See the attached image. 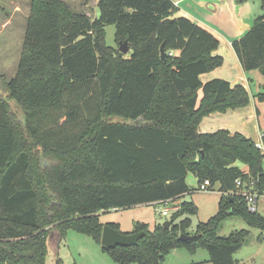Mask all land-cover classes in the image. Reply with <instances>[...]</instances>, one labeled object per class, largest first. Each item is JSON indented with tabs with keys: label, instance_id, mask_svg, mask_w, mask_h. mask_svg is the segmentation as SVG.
<instances>
[{
	"label": "trees",
	"instance_id": "1",
	"mask_svg": "<svg viewBox=\"0 0 264 264\" xmlns=\"http://www.w3.org/2000/svg\"><path fill=\"white\" fill-rule=\"evenodd\" d=\"M73 1L31 0L17 71L2 80L0 264H45L51 240L58 249L69 230L100 244V213L167 201L169 229L136 222L131 233H145L136 245L102 252L117 264H163L173 250L202 249L210 264H239L234 254L249 232L218 230L237 216L264 231V217L235 194L240 181L264 195V157L238 132L198 130L204 117L249 102L242 85L201 81L223 64L214 54L218 39L175 17L172 0H97L94 18L75 11ZM258 1L263 13L231 47L243 71L264 77ZM111 25L117 49L104 41ZM123 42L127 55L118 50ZM255 98L264 102V84ZM260 139L264 147V132ZM189 173L220 193L217 213L192 231L198 209L178 201L191 193ZM105 225L123 233L118 223ZM182 234L194 238L179 240Z\"/></svg>",
	"mask_w": 264,
	"mask_h": 264
},
{
	"label": "rangeland",
	"instance_id": "2",
	"mask_svg": "<svg viewBox=\"0 0 264 264\" xmlns=\"http://www.w3.org/2000/svg\"><path fill=\"white\" fill-rule=\"evenodd\" d=\"M30 3L31 0H0V95L4 97L6 94L1 87L2 80L9 81L17 71L26 20L30 12ZM96 4L97 0H76L70 2L71 7L75 11L85 13L91 18L98 15ZM104 31L105 44L117 49L114 26H106ZM250 80L252 81L250 88L242 85L248 93L249 102L244 107H241L242 111L228 113L217 121L214 129L216 131L228 130L231 133L238 132L254 143H257L261 141V133L264 132V102L258 101L255 96L261 91L264 77L257 72L250 77ZM253 98L256 105L252 103ZM248 108L251 109L253 117L249 118V114L245 112ZM17 114L19 113L17 112ZM121 120L116 117L107 119V121ZM236 165L242 170L246 169L240 163H236ZM186 184L191 193L185 196L184 200L192 201L198 209L197 214L190 218L192 222L190 231H192L199 222H205L217 213V203L220 193L218 192L217 185L212 190L199 191L197 180L190 173L186 177ZM179 202L177 201L176 204ZM164 208L165 206L160 203L156 205L136 206L125 210L109 211L100 213L99 221L103 225L109 222L120 221L122 229H125L123 231L132 230L135 223L140 221L148 224L151 228L154 224H162L169 219L171 211L167 216L160 214ZM256 212L264 217V195L258 198ZM235 230H246L249 232V235L243 247L234 254V259L238 260L239 264H264V231L249 227L237 216H230L221 224L218 235L227 236ZM55 244L56 237L50 242L45 264H117L107 254L103 253L100 244L88 235L69 230L58 249H56ZM197 252L196 256H208L205 250L200 249ZM173 254L167 256L165 264L180 263L186 261V258H192L185 250H177ZM173 258L174 260L171 262Z\"/></svg>",
	"mask_w": 264,
	"mask_h": 264
},
{
	"label": "crops",
	"instance_id": "3",
	"mask_svg": "<svg viewBox=\"0 0 264 264\" xmlns=\"http://www.w3.org/2000/svg\"><path fill=\"white\" fill-rule=\"evenodd\" d=\"M172 1L178 9L175 17L182 16L190 19L200 27L212 33L219 41V46L217 50L214 51V54L220 55L223 58V64L210 73L202 75L201 81L207 82L212 79H223L231 85L241 84L250 88L252 82L250 77L255 75L258 71H243L231 47V43L243 37L253 26L254 19L263 13L260 2L258 0H249L243 3H238L237 0H222L221 2H204L200 0ZM252 100V103L256 105L255 99L253 98ZM235 111L240 112L242 110L241 108L228 110L225 113H212L204 117L198 126V130L202 133L215 132L214 126L216 122L225 117L228 113H235ZM245 112L249 114V118L253 117L250 108L245 110ZM241 132L244 133L243 130H241ZM183 200L184 197L178 201ZM156 204L160 203H153L151 205ZM109 223H118L123 233H131L134 230L133 228L130 231H123L125 229H122L120 221ZM139 223L144 222L140 221ZM153 227H149V229H153ZM176 251L177 250H173L168 255H174L173 253ZM197 251L194 254L189 253L192 258H186V261L171 264H210L208 262V256H196L198 253ZM174 257L176 258V256ZM166 258L163 264H165ZM173 260L174 258L171 259V262H173Z\"/></svg>",
	"mask_w": 264,
	"mask_h": 264
},
{
	"label": "water",
	"instance_id": "4",
	"mask_svg": "<svg viewBox=\"0 0 264 264\" xmlns=\"http://www.w3.org/2000/svg\"><path fill=\"white\" fill-rule=\"evenodd\" d=\"M119 52L123 55H126L129 52V47L127 45V42H123L119 44L118 48ZM160 54H161V59H165V51L163 46L160 48ZM172 224L171 220H167L162 223V227L164 229H169ZM144 232H136V233H131V234H125L118 232L108 225H104L102 227V233H101V239H100V246L104 250H109L112 249L116 246H121V247H128L132 245H136L137 241L144 236ZM194 237L193 236H187V235H180L179 240L182 241H188L192 240Z\"/></svg>",
	"mask_w": 264,
	"mask_h": 264
},
{
	"label": "built area",
	"instance_id": "5",
	"mask_svg": "<svg viewBox=\"0 0 264 264\" xmlns=\"http://www.w3.org/2000/svg\"><path fill=\"white\" fill-rule=\"evenodd\" d=\"M200 1H204V2H221L222 0H200ZM256 148L261 151V153H262V155L264 157V147L261 144V142H257L256 143ZM252 186H253V182L250 183L249 188H252ZM198 190L202 191V192H205V191H209V190H212V189L210 188V184L208 183V181H205V182L199 184ZM235 194H241L244 197L247 209L250 212H256V210H257V201H258V198L260 197L256 192H252L251 189H247L245 187V185H243L240 181H236V192H235ZM162 204L165 206V208L162 210V212L160 214L163 215V216H167L169 214L170 210L173 209V208H170V205H169L168 201L165 202V203H162Z\"/></svg>",
	"mask_w": 264,
	"mask_h": 264
}]
</instances>
